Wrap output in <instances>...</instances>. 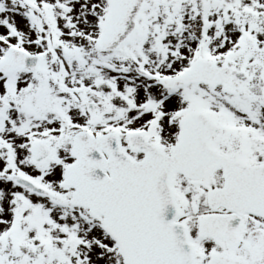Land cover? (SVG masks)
Masks as SVG:
<instances>
[{
    "label": "snow or ice",
    "instance_id": "6c2138e0",
    "mask_svg": "<svg viewBox=\"0 0 264 264\" xmlns=\"http://www.w3.org/2000/svg\"><path fill=\"white\" fill-rule=\"evenodd\" d=\"M0 264H264V0H0Z\"/></svg>",
    "mask_w": 264,
    "mask_h": 264
}]
</instances>
